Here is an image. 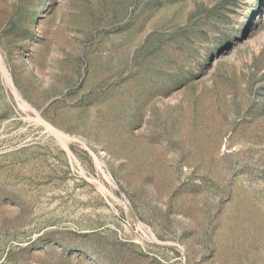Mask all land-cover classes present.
<instances>
[{"label": "rangeland", "instance_id": "1", "mask_svg": "<svg viewBox=\"0 0 264 264\" xmlns=\"http://www.w3.org/2000/svg\"><path fill=\"white\" fill-rule=\"evenodd\" d=\"M0 264H264V0H0Z\"/></svg>", "mask_w": 264, "mask_h": 264}]
</instances>
